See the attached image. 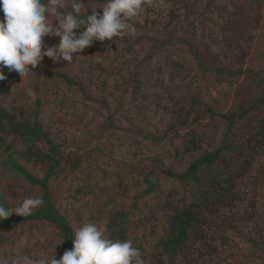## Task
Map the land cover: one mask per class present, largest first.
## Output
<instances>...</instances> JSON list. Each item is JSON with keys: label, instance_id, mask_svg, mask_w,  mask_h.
Returning a JSON list of instances; mask_svg holds the SVG:
<instances>
[{"label": "trees", "instance_id": "16d2710c", "mask_svg": "<svg viewBox=\"0 0 264 264\" xmlns=\"http://www.w3.org/2000/svg\"><path fill=\"white\" fill-rule=\"evenodd\" d=\"M83 2L102 14L104 0ZM260 8L167 0L160 15L134 18V31L72 62L44 57L23 79L0 67V203L44 201L0 221V262L51 264L84 223L131 240L145 264H202L237 219H255L262 232ZM226 83L234 86L211 94Z\"/></svg>", "mask_w": 264, "mask_h": 264}, {"label": "clouds", "instance_id": "9594fccd", "mask_svg": "<svg viewBox=\"0 0 264 264\" xmlns=\"http://www.w3.org/2000/svg\"><path fill=\"white\" fill-rule=\"evenodd\" d=\"M148 0H104L102 14L97 7L86 11L83 0H72L70 11H61L62 0H0V67L16 72L21 79L34 73L44 57L54 63L72 62L94 42L113 40L134 31L130 23ZM49 17L53 19L50 21ZM83 29L82 31H77ZM58 37L59 42L48 45L45 37ZM31 66V67H29ZM5 74L0 71V80ZM40 196L25 198L9 208L0 203V221L13 213L27 217L43 205ZM73 247L51 259V264H145L140 250L131 240L111 239L94 223H84L74 229ZM63 240L57 245L61 244ZM4 264V262H0ZM13 264H33L24 256ZM41 264H48L42 260Z\"/></svg>", "mask_w": 264, "mask_h": 264}, {"label": "rangeland", "instance_id": "374dc122", "mask_svg": "<svg viewBox=\"0 0 264 264\" xmlns=\"http://www.w3.org/2000/svg\"><path fill=\"white\" fill-rule=\"evenodd\" d=\"M95 2L97 0H94ZM261 5L263 19V29L256 39H264V0H256ZM167 0H148L135 19L142 20L147 17L158 16L165 10ZM234 84H218L213 88H210L212 95H215L218 91L225 92L227 89L232 88ZM28 94L33 96L34 93L29 91ZM261 211V210H260ZM241 218H246L242 216ZM244 220V219H243ZM255 219L244 221L234 220L231 222L224 231L225 243L216 241L217 251L206 255L205 261L202 264H224L223 261L229 264H263L264 262V229L262 232H255L256 230ZM251 237H246L249 235ZM262 234V235H261ZM261 235V236H260Z\"/></svg>", "mask_w": 264, "mask_h": 264}]
</instances>
